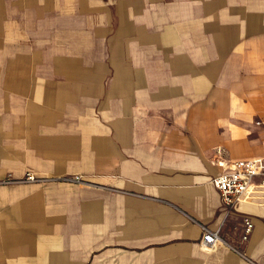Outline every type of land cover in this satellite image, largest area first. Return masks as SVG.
Listing matches in <instances>:
<instances>
[{
	"label": "crops",
	"instance_id": "1",
	"mask_svg": "<svg viewBox=\"0 0 264 264\" xmlns=\"http://www.w3.org/2000/svg\"><path fill=\"white\" fill-rule=\"evenodd\" d=\"M215 156L264 162V0H0V178L47 177L0 183V264H264Z\"/></svg>",
	"mask_w": 264,
	"mask_h": 264
},
{
	"label": "built area",
	"instance_id": "2",
	"mask_svg": "<svg viewBox=\"0 0 264 264\" xmlns=\"http://www.w3.org/2000/svg\"><path fill=\"white\" fill-rule=\"evenodd\" d=\"M219 152V148H216ZM214 161L221 166L220 172L210 178L211 183L217 189L221 201L226 206V212L233 204L247 195L251 186L250 182L253 176H259L258 186L264 192V162L257 163L253 159L243 158H221L215 156ZM31 172L26 171L24 176L17 180H34ZM70 179V178H69ZM72 179L80 180L78 176ZM16 180V181H17ZM9 179H3L1 182H7ZM252 228V221L248 216L242 217V228L239 236L240 240H245ZM201 240L204 244L212 246L216 243L229 245L235 251L240 252L236 247L228 244L219 233V228L209 229L201 225Z\"/></svg>",
	"mask_w": 264,
	"mask_h": 264
},
{
	"label": "rangeland",
	"instance_id": "3",
	"mask_svg": "<svg viewBox=\"0 0 264 264\" xmlns=\"http://www.w3.org/2000/svg\"><path fill=\"white\" fill-rule=\"evenodd\" d=\"M27 136V135H26ZM45 136V135H43ZM28 171V172H31L34 176V180H17V179H20L24 176L25 172ZM74 176H78V178H80L81 180V177L77 174L75 175H71V176H63L64 178H67V179H72ZM3 179H9V181L7 182H1V180ZM47 179V177H44V176H40L38 174H35L33 171L31 170H25L20 176H12L10 173H6L4 174V176L2 178H0V183H4V184H11V183H17V182H31V181H35V182H41L43 180ZM17 180V181H16ZM74 180V179H72Z\"/></svg>",
	"mask_w": 264,
	"mask_h": 264
}]
</instances>
